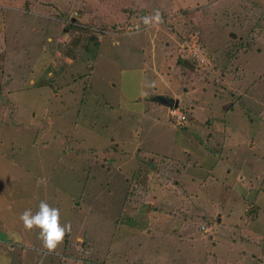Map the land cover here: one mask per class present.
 <instances>
[{"label":"rangeland","instance_id":"1","mask_svg":"<svg viewBox=\"0 0 264 264\" xmlns=\"http://www.w3.org/2000/svg\"><path fill=\"white\" fill-rule=\"evenodd\" d=\"M0 264H264V0H0Z\"/></svg>","mask_w":264,"mask_h":264},{"label":"clouds","instance_id":"2","mask_svg":"<svg viewBox=\"0 0 264 264\" xmlns=\"http://www.w3.org/2000/svg\"><path fill=\"white\" fill-rule=\"evenodd\" d=\"M162 22L157 11L153 17H145V25H158ZM26 230L39 229V238L43 246L49 250L56 249L62 244L66 234L71 231V224H61L59 208L50 206L46 201L39 203L38 211L33 213L26 209L19 217Z\"/></svg>","mask_w":264,"mask_h":264},{"label":"trees","instance_id":"3","mask_svg":"<svg viewBox=\"0 0 264 264\" xmlns=\"http://www.w3.org/2000/svg\"><path fill=\"white\" fill-rule=\"evenodd\" d=\"M99 36V35H98ZM244 44L245 43H243L242 41H239L238 43H236L235 45H234V47H232L230 50H229V52H227L226 53V56H227V58L226 57H224V56H221L220 58L222 59V61H223V68L224 69H226V67L228 66V64L230 63V61L235 57V55L237 54V52L239 51V50H242L243 48H245V46H244ZM222 55V54H221ZM182 65H186V66H188V64H187V62L186 61H182V60H180L179 61ZM228 68V67H227ZM236 70V69H235ZM172 118H174V117H172ZM148 166H150V168L151 169H153L154 167H155V164L154 163H152V164H148Z\"/></svg>","mask_w":264,"mask_h":264},{"label":"water","instance_id":"4","mask_svg":"<svg viewBox=\"0 0 264 264\" xmlns=\"http://www.w3.org/2000/svg\"><path fill=\"white\" fill-rule=\"evenodd\" d=\"M231 36L233 38L236 37L234 34H231ZM153 100L156 103H158L159 105H162V106H165V107H168V108H177V106H178V102L177 101H175L173 99H170V98H164L162 96H156Z\"/></svg>","mask_w":264,"mask_h":264},{"label":"built area","instance_id":"5","mask_svg":"<svg viewBox=\"0 0 264 264\" xmlns=\"http://www.w3.org/2000/svg\"><path fill=\"white\" fill-rule=\"evenodd\" d=\"M130 29H131V30L133 29V30L137 31V27H136V26H132V27H130ZM179 113H180V112H179ZM179 113H176V111H174V112H172V115H171V114H170V115H171L172 117H174V118L177 117L178 120H179V122H180V121L184 120V115H180ZM177 118H176V119H177Z\"/></svg>","mask_w":264,"mask_h":264},{"label":"crops","instance_id":"6","mask_svg":"<svg viewBox=\"0 0 264 264\" xmlns=\"http://www.w3.org/2000/svg\"><path fill=\"white\" fill-rule=\"evenodd\" d=\"M29 84H32V82H29Z\"/></svg>","mask_w":264,"mask_h":264}]
</instances>
